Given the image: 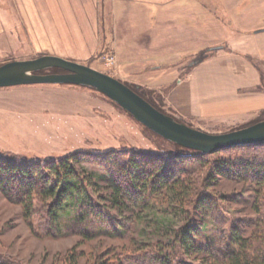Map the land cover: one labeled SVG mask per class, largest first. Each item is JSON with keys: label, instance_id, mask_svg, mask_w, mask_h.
Returning a JSON list of instances; mask_svg holds the SVG:
<instances>
[{"label": "rangeland", "instance_id": "1", "mask_svg": "<svg viewBox=\"0 0 264 264\" xmlns=\"http://www.w3.org/2000/svg\"><path fill=\"white\" fill-rule=\"evenodd\" d=\"M102 1L99 18L104 28H97L101 46L95 51L74 43L58 44V51H36L33 46L18 44L0 53V66L48 55L80 63L120 80L145 95L161 112L209 134L248 127L257 118V113L223 120L192 117L188 89L174 92L175 81L168 82L171 76L184 80L198 67L207 76L211 69L226 67L239 74L237 79L228 76L232 85L251 86V62L264 71V0ZM162 75L166 77L160 79ZM199 79L196 75L194 80L199 83ZM254 90L242 93L264 92ZM236 148L198 157L197 151L148 132L91 88L65 84L0 88V158L39 163L86 154L79 168L94 180V193L106 196L108 181L102 175L108 161L126 162L134 152L150 161L158 159L153 161L163 164L169 184L188 177L195 188V196L185 208L167 188L153 195L146 208L128 201L123 210L112 211L116 221L111 228L88 226L93 232L84 237L64 227L50 232L39 203L29 225L18 192L0 187V257L15 264H154L168 255L175 261L200 264L196 258L176 254L173 243L181 229L198 230L204 237L200 242L208 239L217 245L232 225L248 236L264 226L262 180L239 170L221 174L216 168L247 159V152L264 161V151ZM104 156L109 160L98 158ZM204 198L209 207L199 204ZM101 202L108 207L105 200ZM218 246L214 247L226 249L225 242Z\"/></svg>", "mask_w": 264, "mask_h": 264}, {"label": "trees", "instance_id": "2", "mask_svg": "<svg viewBox=\"0 0 264 264\" xmlns=\"http://www.w3.org/2000/svg\"><path fill=\"white\" fill-rule=\"evenodd\" d=\"M251 64L260 73V84L255 90L262 92L264 91V71L253 61ZM56 71L64 72L60 69H51L49 72L57 73ZM45 73L46 71L40 72V74ZM131 89L160 110L145 95L134 88ZM260 120H264V110L258 113L257 118L247 125ZM147 130L152 133L149 129ZM236 149L257 153L264 151V144L240 146ZM129 154L126 162L117 159L111 161L107 159L109 156L98 157L104 161L109 160L106 171L102 175L108 181V194L106 196L96 195L92 189L94 180L80 170L79 164L82 162V158L87 156L83 153H73L63 158L45 160L39 163L0 158V187L6 192L10 191L11 188L18 192L24 219L29 225L36 212V203H39L45 211L44 215L49 223L50 232H60L64 227V229L79 232L84 237H90L91 232H93L89 230L88 226L98 225V229L105 227L109 229L110 226H113L116 219L112 211L123 210L127 207L128 201L136 205L142 204L143 208H146L149 202L154 200L153 195L165 188L174 196L181 208H185L191 203V199L195 196V188L188 177L179 178L169 184L170 178L165 172H162L164 170L163 164L153 161L156 159L155 157L152 159L148 157L151 159L150 161L139 153ZM195 154L198 157L205 155L200 152H195ZM246 155L248 156L247 159L240 158L233 163L228 162L223 167L219 165L216 168L221 174L225 173L224 170H229L232 174L239 170L242 174L250 175L256 180H262L261 182L264 184V161H257L252 153L247 152ZM150 164L152 167L149 166L150 169H147ZM227 167L228 169H226ZM170 172L172 173V170L168 173ZM171 176L173 177L174 174L172 173ZM97 199L100 201L98 202ZM102 200L106 201L109 208L101 204ZM199 204L205 205V207L210 206L205 198L201 199ZM193 231L196 233L194 234ZM197 231L191 230L190 227L179 231L173 243L176 254L196 258L201 261L200 264H264V226L259 227L256 233L248 236L247 232L239 226L232 225L231 230L225 231L220 236L221 238L219 237L220 241H216L217 245L213 244L212 241L209 242L208 239L200 242L199 239L203 236L199 235ZM218 242L219 244L225 242L226 249H216L214 246H218ZM176 258H178L177 255ZM153 263L187 264L183 261L170 259L168 255L161 256ZM0 264L15 263L0 257Z\"/></svg>", "mask_w": 264, "mask_h": 264}, {"label": "crops", "instance_id": "3", "mask_svg": "<svg viewBox=\"0 0 264 264\" xmlns=\"http://www.w3.org/2000/svg\"><path fill=\"white\" fill-rule=\"evenodd\" d=\"M103 9L102 0H0V53L18 44L33 46L36 51H58L57 45L62 43L89 45L95 51L101 46L96 31L98 27L104 28L99 18ZM133 45L131 49L136 51ZM251 67L254 77L251 86L232 85L228 76L237 79L239 74L226 67L211 69L209 76L198 67L186 79L171 76L168 83L175 81L174 92L183 93L180 90L183 87L188 89L187 103L192 117L223 120L254 116L264 110V92L242 93L260 84L259 71ZM196 75L200 76L199 83L194 80ZM163 77L166 75L159 78Z\"/></svg>", "mask_w": 264, "mask_h": 264}, {"label": "water", "instance_id": "4", "mask_svg": "<svg viewBox=\"0 0 264 264\" xmlns=\"http://www.w3.org/2000/svg\"><path fill=\"white\" fill-rule=\"evenodd\" d=\"M60 69L64 73H46ZM65 84L94 89L105 95L144 127L169 142L202 154L264 144V121L223 134H209L167 115L120 80L89 66L56 56L11 61L0 66V88Z\"/></svg>", "mask_w": 264, "mask_h": 264}]
</instances>
